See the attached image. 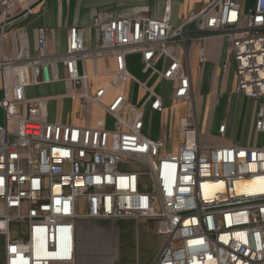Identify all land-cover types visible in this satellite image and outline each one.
I'll list each match as a JSON object with an SVG mask.
<instances>
[{"label":"built area","instance_id":"obj_1","mask_svg":"<svg viewBox=\"0 0 264 264\" xmlns=\"http://www.w3.org/2000/svg\"><path fill=\"white\" fill-rule=\"evenodd\" d=\"M22 2L0 0L4 264H76L81 219L154 220L164 243L153 264H264V147L201 143L190 71L193 46L202 64L204 43L223 39L234 95L257 102L252 131L264 134V0H253L248 9L238 0H212L177 27L168 5L159 19L96 17L93 47L86 46L81 28L71 26L59 53L48 52V28L42 25L34 54L24 33L22 47L9 58L4 34ZM134 55L143 80L129 70ZM96 60L104 68L89 72ZM55 83L67 87L62 99L77 101L83 110L97 108L111 127L104 118L92 126L46 121L48 103L57 98L28 97L26 89ZM127 84L142 93L139 104L128 102L122 90ZM108 89L114 94L107 99ZM177 104L184 112L169 151L168 125ZM146 111L160 114L165 139L144 134ZM225 130L221 124L217 133ZM134 165L145 171L127 167ZM14 223L24 226L17 238L8 236Z\"/></svg>","mask_w":264,"mask_h":264},{"label":"crops","instance_id":"obj_2","mask_svg":"<svg viewBox=\"0 0 264 264\" xmlns=\"http://www.w3.org/2000/svg\"><path fill=\"white\" fill-rule=\"evenodd\" d=\"M212 0H37L32 6H23L7 27L4 34V52L7 57H14L16 52L22 47L20 38L26 34L27 48L31 54L36 50V29L42 25L48 28L47 49L49 53H59L65 48L67 30L71 26H77L84 32L87 47H93L99 38V33L92 27L94 18H99L102 22H107L115 18L143 16L152 19H159L163 16L165 6L170 8V22L174 27L180 26L190 16L200 12L204 6ZM244 9L252 6L253 0H238ZM205 61L198 64L196 60L197 47L193 46L190 55L191 83L194 93L195 106L199 118V126L205 130V146H227L237 144L240 146L264 147V134H254L252 131L255 118L257 102L247 100L234 95L235 76L233 65L226 62V43L220 38H210L204 43ZM134 55L129 58L133 63ZM89 72L102 70L105 66L103 60L91 61L88 64ZM131 68V67H130ZM130 70V69H129ZM130 72H132L130 70ZM143 80V79H141ZM63 84L55 83L48 86H30L26 89L28 97L54 96L58 104L54 101L48 103L46 121L64 122L72 119L75 124L94 125L97 119H106L103 113L93 106L90 107L89 115L80 119L81 109L77 101L71 109L66 108L65 99H62V92L55 91L61 89ZM228 86L230 87L229 89ZM3 93L0 89V100ZM245 105V106H243ZM243 107V108H242ZM184 112L181 104L174 106ZM71 109V116L69 112ZM95 111L101 113L102 117L95 118L90 113ZM246 111V117L242 119ZM156 114V113H155ZM160 115V114H159ZM161 117V116H160ZM245 120V121H243ZM224 124L226 130L223 136L217 133L218 127ZM145 128V127H144ZM247 129L256 138H262L261 143L246 144L238 140V133ZM145 134V133H144ZM147 136V135H146ZM149 137V136H147ZM158 139L159 137H149ZM202 138V137H201ZM142 219H139V221ZM152 220V219H143ZM77 224L76 229V251L80 254L81 260L87 253L88 245L82 246L78 243L81 237V228L84 226L85 233H90L93 228V220H83ZM110 228L112 223L105 220ZM117 223L129 227L130 220H122ZM137 227L146 228L147 224ZM142 228V229H143ZM155 228V222H154ZM154 231V230H153ZM91 234V233H90ZM123 235V234H122ZM10 236V234L8 235ZM116 236L119 237L117 234ZM2 238V240H1ZM6 237L0 235V264H4ZM126 244V243H125ZM145 246V244H144Z\"/></svg>","mask_w":264,"mask_h":264},{"label":"rangeland","instance_id":"obj_3","mask_svg":"<svg viewBox=\"0 0 264 264\" xmlns=\"http://www.w3.org/2000/svg\"><path fill=\"white\" fill-rule=\"evenodd\" d=\"M37 0H24V2L19 3V11L23 6H32ZM128 64L131 72L137 80H141L146 78V75L142 74L141 65L136 57L134 62L132 63L128 60ZM108 80L107 77L104 79H97L95 80V84L103 83ZM230 87L228 86L227 89ZM125 92L128 102L130 104H139L140 100L142 99V93L137 90L135 85L127 84L123 89ZM67 91L66 86H62L61 89L56 90V93H64ZM114 94L111 89H108L107 92V99ZM58 100H54V103L58 104ZM64 102L66 103V108L69 109L71 105L73 108L74 103H70V100L65 99ZM245 106V105H243ZM243 108V107H242ZM91 111L90 108L85 110L81 109V115L85 119ZM100 111V110H99ZM172 116L170 118V122L168 125V150L172 151L177 144V138L174 136L175 126L178 122V118L180 117L181 110L180 109H173ZM90 115L95 118L102 117L101 113H97L92 111ZM246 117V111L242 116V119ZM245 121V120H243ZM0 124H3V115L0 110ZM112 121L110 118L105 119V125L107 128H110ZM164 128V127H163ZM238 133V140H242L246 144H253L255 142L261 143L262 138H256L251 131L247 129H242ZM145 135L155 138L159 137L160 139L166 138V128L162 129L160 126V115L158 113H151L146 111L145 114V128H144ZM205 130L201 127L200 129V141L201 143H205ZM202 137V138H201ZM132 169H138L140 171H145L142 166L134 165V166H127ZM146 184V181H144ZM85 208L81 202L80 212H84ZM94 225L90 233L87 234L84 231V226L81 228V237L78 239V243H81L82 246L88 245L89 248L87 253L83 256L84 258L81 260L80 254L76 251V264H153L156 260L162 245L164 243L163 237H160L156 234V222L154 220H130L129 224L131 225L127 227L126 225H122L117 223L118 221H110L112 223V228L108 225L105 220H93ZM82 221L77 220V224H80ZM123 224H128L125 221ZM139 222L140 225H144L146 228L137 227V223ZM155 222V228H154ZM24 226L14 223L11 225L10 228V236L11 238H17L24 234L23 230ZM143 228V229H142ZM154 230V231H153ZM119 235L116 236V235ZM123 234V235H122ZM2 240V238H1ZM126 243V244H125ZM145 244V246H144Z\"/></svg>","mask_w":264,"mask_h":264}]
</instances>
